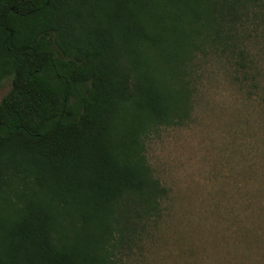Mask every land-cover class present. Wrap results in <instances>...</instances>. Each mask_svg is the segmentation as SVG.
Segmentation results:
<instances>
[{
    "label": "trees",
    "instance_id": "16d2710c",
    "mask_svg": "<svg viewBox=\"0 0 264 264\" xmlns=\"http://www.w3.org/2000/svg\"><path fill=\"white\" fill-rule=\"evenodd\" d=\"M263 2L0 0V264H116L166 193L145 144L180 119L186 67L220 51L248 74Z\"/></svg>",
    "mask_w": 264,
    "mask_h": 264
},
{
    "label": "rangeland",
    "instance_id": "374dc122",
    "mask_svg": "<svg viewBox=\"0 0 264 264\" xmlns=\"http://www.w3.org/2000/svg\"><path fill=\"white\" fill-rule=\"evenodd\" d=\"M242 29L248 74L236 56L199 53L180 119L147 138L166 193L123 224L116 264H264V2Z\"/></svg>",
    "mask_w": 264,
    "mask_h": 264
}]
</instances>
